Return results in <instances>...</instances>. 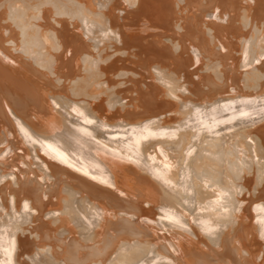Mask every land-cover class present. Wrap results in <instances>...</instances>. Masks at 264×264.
<instances>
[{"label":"bare ground","instance_id":"6f19581e","mask_svg":"<svg viewBox=\"0 0 264 264\" xmlns=\"http://www.w3.org/2000/svg\"><path fill=\"white\" fill-rule=\"evenodd\" d=\"M0 264H264V0H0Z\"/></svg>","mask_w":264,"mask_h":264}]
</instances>
